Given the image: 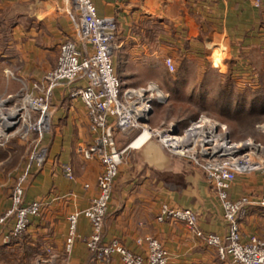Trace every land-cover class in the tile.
<instances>
[{
    "label": "crops",
    "instance_id": "obj_1",
    "mask_svg": "<svg viewBox=\"0 0 264 264\" xmlns=\"http://www.w3.org/2000/svg\"><path fill=\"white\" fill-rule=\"evenodd\" d=\"M95 2L101 11L118 8L121 45L116 69L125 85L154 81L162 86L161 74L168 69L169 56L178 70L187 62L204 65L212 61L215 67L230 65L232 70L240 61L264 64V0ZM78 15L72 0H0V32L8 33L10 40L0 54V60L5 59V63L0 61V93L7 88L17 90L21 85L18 76L32 83L57 66L62 42L78 35ZM2 64L11 66L16 74H10L9 87ZM217 69L223 76L225 68ZM52 114L50 154L39 171L31 172L28 161H23L19 143H25L19 138L12 139L19 143L8 145L9 154L3 158L13 157L17 159L14 166L18 163L0 170V216L13 204L17 184L24 188L26 202L38 200L42 209L19 236L10 233L8 224H0V264H105L87 245L92 227L85 214L78 223L80 238L71 252L66 248V214L91 205L98 193L93 179L103 169L98 156L87 157L80 150L81 144L88 145L91 140L88 109L68 90L58 88ZM183 118L165 116L161 122L180 123ZM141 133L136 135L135 128L116 134L118 146L129 144V148L113 186L105 239L119 237L128 247L139 249L138 237L151 233L168 248L169 264H222L217 250L189 230L183 220L158 217L164 204L189 207L199 215L203 230L226 236L229 226L212 180L191 160L175 157L157 138L154 141L155 137ZM62 152L74 157V178L67 177L58 164ZM245 193L254 194L255 200L264 194L263 170L238 175L231 195ZM254 206L264 211L257 202L246 207L241 216L245 232L256 229ZM114 264H121L119 258Z\"/></svg>",
    "mask_w": 264,
    "mask_h": 264
},
{
    "label": "built area",
    "instance_id": "obj_2",
    "mask_svg": "<svg viewBox=\"0 0 264 264\" xmlns=\"http://www.w3.org/2000/svg\"><path fill=\"white\" fill-rule=\"evenodd\" d=\"M72 1L79 14L78 35L62 42L57 66L32 83L18 76L21 85L17 90L7 88L0 93V103L6 102L0 105V123H6L8 127L7 134H0V145L14 138L23 141V158L27 159L28 168L34 173L42 168L50 154L49 136L57 89L68 90L88 109L91 140L88 145L81 144L80 150L87 157L98 156L103 169L93 179L98 193L91 205L85 210L66 214L67 251L73 250L81 236L78 223L85 214L92 227L87 245L97 252L98 261L114 264L119 258L121 264H169L168 248L151 233L138 237L139 249L128 247L119 237L106 240L104 236L113 186L129 148V144L118 146L116 134L130 132L142 124L143 131L148 129L147 134L157 138L171 154L191 160L206 172L220 197L229 232L223 236L203 230L199 215L189 207L164 204L159 219L171 216L183 220L189 230L217 250L224 264H264V238L258 232H245L241 220L249 205L257 202L264 206V194L258 200L251 193L239 197L231 195V188L240 173H255L264 168V142L257 133L236 139L232 123L217 112L193 111L180 123L159 121L162 105L169 94L154 81L144 85H125L117 73L116 53L121 45L118 8L110 6L101 11L95 0ZM166 62L174 70L171 56ZM6 74L9 87L10 74H16L9 68ZM155 87L161 89L162 95L159 110L153 113L151 91ZM141 118L157 121L151 123ZM220 118L222 122L219 124ZM257 129L264 131V122L257 124ZM246 141L248 145L244 144ZM58 164L67 177L76 176L71 153H60ZM41 209L42 202L38 200L26 202L25 190L17 184L13 204L0 216V224H8L13 236L20 235L29 229L33 215L39 214Z\"/></svg>",
    "mask_w": 264,
    "mask_h": 264
},
{
    "label": "rangeland",
    "instance_id": "obj_3",
    "mask_svg": "<svg viewBox=\"0 0 264 264\" xmlns=\"http://www.w3.org/2000/svg\"><path fill=\"white\" fill-rule=\"evenodd\" d=\"M7 38L8 33L2 30L0 32V54L4 51L6 43L7 47L10 45V40ZM211 55L207 50V56ZM1 59L0 61L5 63V59L3 57ZM187 63L179 67L181 70H178L176 64L174 70L167 64L168 69L161 74L163 84L158 85L169 94L167 99L169 103L162 109L159 121L164 120L165 116H169L170 119H180L193 111H202L206 114L217 112L232 123L236 139H244L252 133H257L258 138L264 142V131L257 129V124L264 122V64H253V66L240 61L233 66L232 70L230 65L215 67L211 64L212 61L204 65L198 62H193L192 65ZM220 67L226 70L225 73L220 74L223 76H219L217 68ZM8 68L12 70L11 66L6 68L3 64L1 66V69L5 71ZM217 77L219 80L216 79ZM164 82L167 83L168 89L163 86ZM143 129L140 124L136 135L143 132ZM15 143L19 142L10 139L4 145H0V170L11 169L17 165L18 162L14 166L17 159L13 157L7 161L3 160L9 154L8 145ZM19 146L24 153L25 145L19 143ZM23 161L27 159L23 158ZM262 170L264 171V168ZM259 210L256 207L251 210L257 211L254 220L256 229L253 231L258 232L264 238V211ZM251 211L250 214L254 215Z\"/></svg>",
    "mask_w": 264,
    "mask_h": 264
},
{
    "label": "bare ground",
    "instance_id": "obj_4",
    "mask_svg": "<svg viewBox=\"0 0 264 264\" xmlns=\"http://www.w3.org/2000/svg\"><path fill=\"white\" fill-rule=\"evenodd\" d=\"M161 95H162V91H161V89L160 88H157V87H155V88H153L152 89V91H151V100H152V107H153V104H154V109H153V113H155V112H157V110H159L158 108H159V100H160V97H161ZM165 96L166 95H164V98H165ZM6 102H2V103H0V105L1 104H5ZM156 110V111H155ZM155 111V112H154ZM219 120V124L222 122V119L220 118V119H218ZM2 124V125H1ZM6 123H0V134H7L8 133V127H7V125H5ZM2 126V127H1ZM146 131H148V129H145V131H143V133H141V134H145V136L146 135H148L147 134V132ZM144 138V137H143ZM141 139H142V136H141ZM245 145H248V142L246 141L245 143H244ZM243 146V145H242Z\"/></svg>",
    "mask_w": 264,
    "mask_h": 264
},
{
    "label": "water",
    "instance_id": "obj_5",
    "mask_svg": "<svg viewBox=\"0 0 264 264\" xmlns=\"http://www.w3.org/2000/svg\"><path fill=\"white\" fill-rule=\"evenodd\" d=\"M143 121H149V122H151V123H154V122H156L157 121V119H151V118H148V119H145V118H141ZM13 126H14V124H13ZM12 126V127H13ZM175 131H178V129L177 130H175ZM153 140L155 141L156 140V138H153ZM244 150H242V151H240V152H243Z\"/></svg>",
    "mask_w": 264,
    "mask_h": 264
},
{
    "label": "trees",
    "instance_id": "obj_6",
    "mask_svg": "<svg viewBox=\"0 0 264 264\" xmlns=\"http://www.w3.org/2000/svg\"><path fill=\"white\" fill-rule=\"evenodd\" d=\"M25 233V232H24ZM23 234V233H22ZM21 235V234H20ZM17 236H19V235H17ZM91 250V249H90ZM92 251V254L94 255V257L97 259V252L96 251H94V250H91ZM220 262L222 263V264H224V262L220 259Z\"/></svg>",
    "mask_w": 264,
    "mask_h": 264
}]
</instances>
